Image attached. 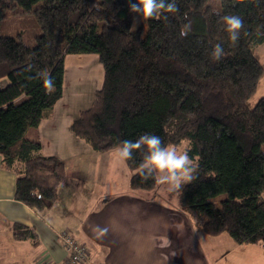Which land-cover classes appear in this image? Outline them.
Returning <instances> with one entry per match:
<instances>
[{
	"label": "trees",
	"instance_id": "16d2710c",
	"mask_svg": "<svg viewBox=\"0 0 264 264\" xmlns=\"http://www.w3.org/2000/svg\"><path fill=\"white\" fill-rule=\"evenodd\" d=\"M129 2L0 0V21L20 8L40 31L32 47L0 35V157L17 174L14 199L37 213L56 202L63 163L42 156L39 141L25 133L61 98L65 56L94 54L102 85L71 132L97 153L145 133L165 146L187 141L198 169L196 179L176 190L180 207L209 236L225 233L237 245L264 246V97L256 96L264 66L255 51L264 43V0H176L179 10L165 13L167 21L144 19L135 30L140 17L134 20ZM228 14L244 22L235 44L220 22ZM189 20L191 31L181 37ZM217 43L225 52L218 61L211 57ZM45 75L54 81L51 92ZM143 155L134 150L125 162L129 185L152 191L157 183L137 171ZM12 236L37 244L21 224L12 225Z\"/></svg>",
	"mask_w": 264,
	"mask_h": 264
},
{
	"label": "crops",
	"instance_id": "0c3cea01",
	"mask_svg": "<svg viewBox=\"0 0 264 264\" xmlns=\"http://www.w3.org/2000/svg\"><path fill=\"white\" fill-rule=\"evenodd\" d=\"M256 53L264 66V48ZM86 58L65 56L61 98L25 133L39 141L42 156L63 163L65 180L56 202L37 213L15 200L17 174L5 169L0 157V264H39L44 259L59 264L65 250L56 234L64 231L87 248L83 264H264V246L237 245L225 233L205 234L193 217L176 208L178 202L174 206L151 191L132 190L130 170L113 158L114 149L97 153L71 132L72 121L102 85L98 59ZM256 93L264 97V76ZM15 223L32 229L37 244L14 239ZM96 225L106 226L107 234L98 237Z\"/></svg>",
	"mask_w": 264,
	"mask_h": 264
},
{
	"label": "clouds",
	"instance_id": "9594fccd",
	"mask_svg": "<svg viewBox=\"0 0 264 264\" xmlns=\"http://www.w3.org/2000/svg\"><path fill=\"white\" fill-rule=\"evenodd\" d=\"M130 13L143 19H163L168 20V14L178 12L176 0H135L129 2ZM187 19V17H185ZM220 22L225 26V31L229 34L230 41L235 44L238 42L241 30L244 27L243 19L239 15L228 14L220 18ZM191 31V21L184 24L180 30V36L186 37ZM225 55L222 44L217 43L213 46L211 57L213 60H220ZM44 87L47 92L54 90V81L45 75ZM143 149L144 155L142 162L138 166V174L145 180L152 179L158 185H167L169 190H178L184 184L196 179L195 173L198 164L189 156V150L178 151L173 146H165L161 138L149 133L142 134L135 141L123 140L113 151V158L127 162L133 159L134 150ZM94 232L98 237L107 234L108 228L96 225Z\"/></svg>",
	"mask_w": 264,
	"mask_h": 264
},
{
	"label": "rangeland",
	"instance_id": "374dc122",
	"mask_svg": "<svg viewBox=\"0 0 264 264\" xmlns=\"http://www.w3.org/2000/svg\"><path fill=\"white\" fill-rule=\"evenodd\" d=\"M217 10H219V5L215 7ZM140 26H145V22L143 18H137L133 24L131 29L135 30L139 28ZM40 34L39 28L35 22V19L33 15L31 14H24L21 13V9L17 8L15 12H6L5 17L0 21V35L6 36V37H12L15 38L19 43L32 47L35 42L34 39L36 36ZM260 47V48H259ZM264 46L261 48V46H256L255 51L259 53V50L261 52V49H263ZM84 58H96L98 59L97 55L94 54H83ZM87 59V58H86ZM256 96H259L256 93ZM255 97L252 100V103L254 104ZM188 142L183 141L178 147H175L178 151H182L187 149ZM131 173L130 171H128ZM151 194L164 199L167 203H170L174 206H176L178 200H177V192L176 190H169V187L167 185H158L156 188L151 191ZM223 196H220L219 198H222ZM217 202V201H216ZM174 208V207H173ZM179 211H183L186 213L184 209L179 207L177 205L176 207Z\"/></svg>",
	"mask_w": 264,
	"mask_h": 264
},
{
	"label": "built area",
	"instance_id": "2783aa9c",
	"mask_svg": "<svg viewBox=\"0 0 264 264\" xmlns=\"http://www.w3.org/2000/svg\"><path fill=\"white\" fill-rule=\"evenodd\" d=\"M65 250V257L59 264H83L88 260L87 248L75 242L73 238L64 231L56 234ZM39 264H51L48 259L41 260Z\"/></svg>",
	"mask_w": 264,
	"mask_h": 264
}]
</instances>
